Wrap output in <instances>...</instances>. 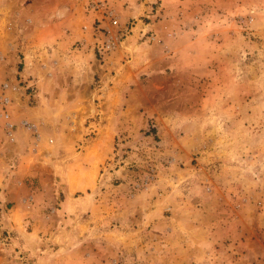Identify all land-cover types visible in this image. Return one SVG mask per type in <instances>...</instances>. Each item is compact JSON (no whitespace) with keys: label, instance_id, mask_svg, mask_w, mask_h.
<instances>
[{"label":"rangeland","instance_id":"374dc122","mask_svg":"<svg viewBox=\"0 0 264 264\" xmlns=\"http://www.w3.org/2000/svg\"><path fill=\"white\" fill-rule=\"evenodd\" d=\"M91 1L5 2L0 37L28 43L25 57L20 45L7 51V81L21 80L31 107L35 87L25 78L38 69L34 57L44 63L37 85L46 111L33 110L44 142L34 163L46 176L31 201L34 245L55 260L48 264H139L111 246L101 253L97 204L124 206L134 225L153 204L155 237L170 229L212 252L170 264H264V0H107L117 27L96 22ZM98 25L118 39L105 56L93 51ZM69 49H90L101 73L64 60ZM99 100L106 110L97 113ZM79 176L87 189L71 195L74 211L62 204L64 186Z\"/></svg>","mask_w":264,"mask_h":264},{"label":"crops","instance_id":"0c3cea01","mask_svg":"<svg viewBox=\"0 0 264 264\" xmlns=\"http://www.w3.org/2000/svg\"><path fill=\"white\" fill-rule=\"evenodd\" d=\"M9 0H0V29L2 26L3 20L6 18L5 13V2ZM2 10V11H1ZM4 39V38H3ZM0 37V79L12 81L7 76L12 77V68L9 67V63L11 61L10 56L7 51L15 49L20 45L21 49H23L25 53L27 51V42L25 40H20L16 44V46H12V43L6 42ZM5 42V43H4ZM13 47V48H12ZM2 50V51H1ZM5 50V51H4ZM6 52V54H5ZM64 60H70L69 62L75 60L76 63H79V68L85 72H92L100 74L101 70L99 67L102 65L96 59L94 53L90 49H82L80 51H76L75 49L68 50V52L63 53ZM79 57L80 60H76L75 58ZM23 68L22 71L27 73L29 70L26 64V58H22ZM33 64L35 68L41 70V66L43 63L42 58L34 57ZM29 63V61H28ZM37 70H33V79H30V75L28 72L26 75H29L25 80L29 81L30 84H33L35 87V93L32 95L33 102L35 105L33 107L26 104V99L24 98L23 92H19V96H16V100L13 104V110L11 112V119L16 124L15 128V142L8 143L6 140V136L3 130V123L0 119V220L3 223L4 228H6L12 236L11 241L12 244L5 245L3 248L0 247V264H48L54 263V259L50 261L44 256L43 249L37 245H34L36 242L33 238V230L34 226H36V216H35V206L31 202L38 193H43L44 183L42 180L46 179V176H42L39 172V168L37 164H35V157H37V151L31 150L32 146V138L28 134L26 130H24L19 122L23 119L30 120L32 123L36 124L40 130L38 121L40 118L38 114H34L33 110H38L37 112L42 114L45 109L46 98L43 93L38 92V83H39V74ZM16 79V76L13 77V80ZM17 82H21V80H17ZM100 97V94H97ZM115 97V96H114ZM61 102V99H59ZM75 99L70 101L66 105V110L73 109L75 105ZM106 100L103 101H94L95 109L97 113L106 110ZM61 106V104L59 103ZM102 106L104 110H102ZM25 107V111L22 109ZM62 107V106H61ZM27 110H31L32 113H28ZM42 113H41V112ZM35 112V113H37ZM101 116L99 117V121ZM37 122V123H35ZM99 123V122H98ZM41 143V144H40ZM40 145H43L44 142L41 141ZM57 162V161H56ZM9 163V164H8ZM10 164H13L10 167ZM69 177V176H68ZM80 177V176H79ZM66 178V176H65ZM67 179V178H66ZM68 178V181L65 180V189L68 194L66 199L62 204H64L67 208L73 209L76 211V208L71 201L73 197L82 191H85L87 188L85 186V181L82 178ZM55 180V179H54ZM54 184H60L57 180H55ZM73 195V197H71ZM99 208L100 217L98 219V224L102 223L104 228L100 231V242L103 245L100 248L101 253L103 250L109 249V246L112 247L113 250L116 249L117 252H120L122 255L126 256H134L136 261H139V264H156V259H163L164 257L160 256V254L164 253L168 257L165 260L168 264H170L171 260H175L181 254L187 253L188 255L198 253H204V259L209 261V258H213L211 255V250H203L201 243L199 240H194L189 237V235L184 234H173L170 229H167V233L165 232L161 237H155L152 232V224L148 222V207H152L153 204H149L144 206L145 211H140V217L137 220H140L139 225H134L132 222L133 219L129 216L122 217V213L125 212V207L120 206L119 204H97ZM89 207L86 204V207ZM91 207V206H90ZM89 209V208H88ZM103 209V211H102ZM89 212L91 210H88ZM92 212V211H91ZM72 214V213H71ZM71 221L73 218L67 216ZM136 219V217L134 218ZM86 220H81L83 223ZM21 222V223H20ZM30 226L28 229V226ZM111 225L112 228H108L107 226ZM136 226V228H135ZM67 230V229H66ZM113 235V237H112ZM102 237V238H101ZM107 237L109 239H107ZM37 238L40 239V234L37 235ZM104 239V241L102 240ZM107 239V240H106ZM113 243L110 244L106 241ZM155 240L160 242H155ZM1 245V242H0ZM2 246V245H1ZM16 248L20 250L27 251V259L18 260V252H16ZM69 247L67 248V251ZM73 249H71V252ZM160 252V253H159ZM69 254V253H68ZM74 255V253H72ZM180 254V255H179ZM165 255V256H166ZM170 255V256H169ZM74 257V256H73ZM120 259V258H119ZM212 260V259H210ZM164 262V263H165ZM206 263V262H205ZM129 264H137L136 262H131ZM207 264V263H206Z\"/></svg>","mask_w":264,"mask_h":264},{"label":"built area","instance_id":"2783aa9c","mask_svg":"<svg viewBox=\"0 0 264 264\" xmlns=\"http://www.w3.org/2000/svg\"><path fill=\"white\" fill-rule=\"evenodd\" d=\"M90 12L95 15L94 20L96 22H102L104 19L109 20L114 27L118 26V21L113 16V11L109 8L107 0H92L88 5ZM97 31L96 39L94 40L93 51L97 52L99 55L105 56L113 52L117 46V40L115 36L109 34L106 30L102 32V28L98 25L95 29ZM116 34V33H115ZM96 35V33H95ZM23 87L20 86V82L15 81L8 82L7 80L0 79V119L2 120V127L6 140L8 143H14L15 138V128L16 124L11 119V112L13 110V104L16 100V96ZM19 125L28 132L32 138L33 150L38 148L41 133L36 124L32 123L30 120L23 119L19 122ZM3 230V232H2ZM3 234V235H2ZM9 239V233L2 226L0 220V247L3 248V245L7 243Z\"/></svg>","mask_w":264,"mask_h":264}]
</instances>
